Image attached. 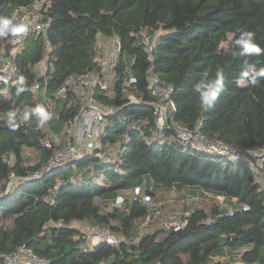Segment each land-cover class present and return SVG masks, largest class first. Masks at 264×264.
I'll list each match as a JSON object with an SVG mask.
<instances>
[{
	"label": "trees",
	"instance_id": "1",
	"mask_svg": "<svg viewBox=\"0 0 264 264\" xmlns=\"http://www.w3.org/2000/svg\"><path fill=\"white\" fill-rule=\"evenodd\" d=\"M32 1L0 0V17L12 18ZM47 1V27L30 31L16 54L17 82L5 91L0 86V253L24 243L50 264H264V188L243 163L181 146L171 127L157 129L148 89L149 73L173 87L176 110L169 121L188 127L200 121L208 138L230 145H264V79L258 87L241 79L243 60L254 73L264 68V54L232 55L245 30L255 32L264 48V0ZM142 30L159 33L150 55L141 44ZM101 35H116L120 48L114 95L99 99L121 107L108 116L99 146L85 158L9 187L13 176L29 175L50 157L45 141L63 134L77 110L75 101L54 102L53 92L67 75L97 67ZM13 37L0 38V57L9 54ZM42 59L44 73L37 66ZM218 69L224 91L211 107H202L193 86L204 72L214 78ZM20 76L24 90L17 92ZM38 106L51 116L42 126L32 112ZM9 112L15 113L14 129ZM25 147L35 151L33 163L21 156ZM137 186L150 197L158 189L197 187L233 200L232 210L218 203L194 207L179 219L186 221L183 227L140 233L150 213L140 196L111 206L118 192ZM72 221L109 229L120 242L84 248V234Z\"/></svg>",
	"mask_w": 264,
	"mask_h": 264
},
{
	"label": "built area",
	"instance_id": "2",
	"mask_svg": "<svg viewBox=\"0 0 264 264\" xmlns=\"http://www.w3.org/2000/svg\"><path fill=\"white\" fill-rule=\"evenodd\" d=\"M48 6L49 2L47 0H33L28 5L20 6L12 16L15 23L26 24L28 30L22 36H14L9 54L0 57L1 91H5L9 84L14 85L17 82L18 66L15 60L16 54L24 49V41L30 31L38 34L45 30L48 24L43 20V16ZM158 34L156 30L149 34L145 30L141 31V44L148 55L152 51ZM96 43L97 67L92 70L67 75L53 92L52 99L54 102L66 99L67 103L70 104L75 101L77 110L66 121L62 136L54 134L49 140L45 141L46 148L51 149L50 157L39 169L29 175L13 176L8 184L9 187L16 180L30 182L40 178L55 167L64 166L66 163L85 158L99 146V137L103 132L108 116L113 115L121 107L104 103L99 99V96L111 98L114 95V81L117 75L116 60L120 45L116 35H101ZM37 66H42V73L45 72L46 64L44 59L40 60ZM126 70L129 72V67H126ZM129 81H132L131 76L126 83ZM36 88L37 84H34L32 89ZM148 89L157 129L163 130L171 127L179 145L202 150L210 155L223 157L234 163H243L253 172L255 180L261 184V188H264V145L254 147H245L240 144L230 145L221 140L208 138L200 129V121L193 127H188L176 121H169L170 114L176 110V102L171 97L173 87L161 81L156 75L149 73ZM127 97L130 102H138L132 94H128ZM30 151H32L31 147H25L21 152V156L27 158ZM13 159V154L8 153L6 160L11 164ZM133 189H136L134 196H140L142 202L147 205L150 196L146 193H140V186ZM204 193L209 192L205 191ZM121 200L117 195L111 206H121ZM231 210L232 206L229 205L227 211L231 212ZM185 224L186 221L182 219L169 225L183 227ZM83 234L84 240L79 245L87 249L99 244L118 246L120 242L119 235L106 228ZM74 239H80V235H74ZM0 264H50V262L47 258L36 254L30 247L22 243L10 252L0 253ZM233 264H237V261H233Z\"/></svg>",
	"mask_w": 264,
	"mask_h": 264
},
{
	"label": "clouds",
	"instance_id": "3",
	"mask_svg": "<svg viewBox=\"0 0 264 264\" xmlns=\"http://www.w3.org/2000/svg\"><path fill=\"white\" fill-rule=\"evenodd\" d=\"M28 30V26L23 23H15L14 18L0 17V38L9 36H22ZM256 33L251 30H245L240 33L235 40L236 50L232 52L233 57H250L253 55L259 56L264 54V48L255 42ZM244 69H251V71L242 70L241 79L246 78V82L253 87L261 86V80L264 79V68L252 72V66L247 59L243 60ZM24 77L20 76L17 92L24 90ZM193 90L198 94V98L202 107H211L220 94L224 91V77L222 69H218L214 78H209L208 72H204L201 79L193 86ZM39 120V126H42L47 120L51 118L50 114L46 112L43 107H36L32 110ZM9 126L13 129L18 125L13 122L12 117L14 112H9ZM28 113H25V120Z\"/></svg>",
	"mask_w": 264,
	"mask_h": 264
},
{
	"label": "rangeland",
	"instance_id": "4",
	"mask_svg": "<svg viewBox=\"0 0 264 264\" xmlns=\"http://www.w3.org/2000/svg\"><path fill=\"white\" fill-rule=\"evenodd\" d=\"M231 37V36H230ZM226 46V44H223ZM43 72L42 66L40 73ZM62 136L63 134H57ZM35 151L32 149L27 156V163L35 161ZM136 189L121 190L118 192V197L124 202L125 199H130L135 195ZM140 193H144L143 188L139 189ZM211 203H218L222 208H228L229 204L226 198L220 195L204 192H193L188 188L181 190H164L158 189L153 192L147 204L150 209L149 216L142 220L139 224V232L143 233L151 231L155 227H165L172 222L178 221L184 214L194 207H207ZM71 225L80 229L82 233H92L95 228L91 227L86 221H72ZM120 237V235H119ZM121 239V237H120Z\"/></svg>",
	"mask_w": 264,
	"mask_h": 264
},
{
	"label": "crops",
	"instance_id": "5",
	"mask_svg": "<svg viewBox=\"0 0 264 264\" xmlns=\"http://www.w3.org/2000/svg\"><path fill=\"white\" fill-rule=\"evenodd\" d=\"M190 191H193V192H201V190L199 189V188H197V187H191V188H188ZM233 200H228L227 202H228V204L230 203V202H232Z\"/></svg>",
	"mask_w": 264,
	"mask_h": 264
}]
</instances>
